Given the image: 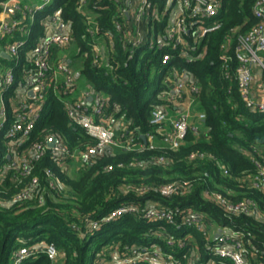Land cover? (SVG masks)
Segmentation results:
<instances>
[{
    "label": "trees",
    "instance_id": "16d2710c",
    "mask_svg": "<svg viewBox=\"0 0 264 264\" xmlns=\"http://www.w3.org/2000/svg\"><path fill=\"white\" fill-rule=\"evenodd\" d=\"M79 1H54L57 14L71 29L72 42L67 52L54 48L52 56L55 60L67 54L69 64L73 68L76 64L75 89L85 79L93 96L103 93V117L115 127L119 145L84 160L74 175L66 168L70 158L55 157L51 148L33 160L28 173L13 165V139L7 132L20 101L27 97L21 93L33 83L34 66L26 50L46 34L47 24L40 22L45 14L39 15L26 37L29 44L18 57H4L0 50V65L14 63L16 78L3 93L7 120L0 127V264H13L14 252L23 246L48 244L57 248L55 259L40 251L24 264H99L113 255L118 264H126L120 261L133 249L150 251L153 247L175 255L181 264H207L220 241L215 234L206 235L187 224L190 214L200 216L213 229L227 226L243 231L246 264H264V218L259 216L264 213V189L251 184L258 170L254 159L264 163V114L241 94L236 56L240 37L257 23L256 0H223L218 16L204 22L216 20L221 26L200 40L194 38L198 23L188 11L190 31L185 34V45L176 48L164 44L174 4L169 0H152L156 16L130 24L128 15H119L121 9H130L128 0H89L86 11L95 16L93 25L98 26L93 35ZM117 17L123 22L121 31L115 26ZM22 37L6 35L0 47ZM97 45L102 54L96 51ZM167 53L170 60L163 64ZM183 79L199 89L192 96L205 113L204 132L190 131L179 147L171 148L162 142L163 133L150 117L155 108L173 107L172 86ZM152 86L155 91L150 95ZM73 96L49 88L35 128L19 144V152L26 150L27 155L32 142H45L50 136L78 152L96 143L67 115L65 100ZM150 132L156 135L153 148L143 137ZM193 152L200 155L191 158ZM36 176L39 181L30 195L16 199ZM173 181H180L182 188L171 196L163 195L160 187ZM206 190L231 201L252 199L256 211L230 213ZM152 205L171 210L174 220L147 218L145 212ZM121 206L137 211L106 221ZM94 222L98 228H93ZM129 264L149 263L145 259Z\"/></svg>",
    "mask_w": 264,
    "mask_h": 264
},
{
    "label": "built area",
    "instance_id": "2783aa9c",
    "mask_svg": "<svg viewBox=\"0 0 264 264\" xmlns=\"http://www.w3.org/2000/svg\"><path fill=\"white\" fill-rule=\"evenodd\" d=\"M55 0H2L0 5V40L6 35L14 36L19 33L22 38L14 41H8L1 51H5L11 56L18 57L21 49L28 46V39L32 25L39 19V15L45 14L44 18H40V22L47 24L46 34L32 47L26 50L34 68L32 69V85L25 88L24 94L27 96L28 90L35 86H39L36 97L29 101V97L22 98L20 105L16 110V119L8 127L7 135L13 140L10 144L14 151L15 159L13 165L21 166L23 173L31 170V163L34 159L40 157L47 148H51L55 157L62 159L69 157L70 160L81 157L84 160H91L97 153L103 151L111 145H119L116 137V129L110 125L109 121L103 117V106L105 104V96L103 93L94 96L95 103H91L90 97L93 96L92 91L84 90L65 100V110L68 117L73 123L82 126L88 134L96 139V143L87 146L84 150L78 152L71 149L66 143L59 138L54 147H49L47 141H34L28 148L29 157L20 158L18 150L19 144L31 135L35 128L37 118L43 108L47 92L50 87H54L56 91L70 94L75 91L76 71L67 61V54L53 58L54 48L67 51L72 42V32L70 27L64 24L61 17L57 14L54 5ZM130 9H121L119 15H128L129 24L138 23L141 20H149L150 17L156 16V10L152 0H128ZM89 0H80L79 9L83 11L88 22L89 32L93 35L98 31L95 22V16L86 11ZM173 2L171 18L167 27L166 45H172L174 48L185 45V34L190 31L189 25L186 23V13L189 11L192 17L198 23V28L194 32V38L200 40L207 32L218 29L220 21H213L205 25L206 19H214L218 16L223 0H169ZM13 9L14 12L8 10ZM55 12V14H51ZM253 14L257 18V23L239 39L237 46V59L239 62L237 68V78L243 98L253 104L257 110L264 114V94L261 97L254 95L253 84L255 80V70L259 69L264 73V0H256L253 6ZM51 19V20H50ZM50 20V21H48ZM116 28L121 31L123 22L117 17L114 18ZM63 27L60 28V24ZM140 36L141 32L138 31ZM96 51L102 54L101 47L97 45ZM170 60V54H165L162 63L167 64ZM0 65V72H1ZM185 75L188 76L186 73ZM15 73L9 68L0 76V84L3 89L11 87L15 82ZM264 89V84L259 83ZM199 89L196 85H188L186 80H179L172 86V97L169 99L173 103V107L155 108L152 110L150 122L157 125L162 131V141L171 148L179 147L188 132L192 131L196 134L204 132L202 121L205 113L199 109L196 114L191 113V107L195 104L192 96L193 92ZM174 110V111H173ZM172 112H175L172 114ZM194 118L191 120V118ZM7 120V112L5 107L0 110V127L5 125ZM167 123H170L167 125ZM150 142L149 147L155 146L156 135L150 132L145 135ZM51 137V136H50ZM49 137V138H50ZM132 141L131 136H127ZM26 151V150H25ZM27 153V152H26ZM200 155L193 152L191 158ZM257 165V172L252 177V186L264 189V163L254 159ZM38 177H34L27 187L23 188L16 194V199H23L30 195L31 190L38 184ZM182 188L180 181L165 183L160 187V192L165 196H171ZM208 197L218 201L230 213H255V201L252 199H243L241 201H231L218 192H204ZM137 209L133 206H121L112 210L106 221H110L127 213H135ZM145 216L152 220L173 221L174 216L171 210L161 206H149L145 212ZM264 218V213L259 215ZM186 223L195 225L206 235L215 234V239H219L220 244L213 248V257L207 264H246V253L244 251V235L240 230H233L231 227H221L222 232L216 238L218 229L208 227L202 218L196 214H190L186 218ZM99 223L94 222L93 228H98ZM169 243L174 244L172 240ZM184 242L180 243L183 246ZM45 252L51 259H55L58 255L57 248L53 244L45 246H23L17 249L13 255V264H24L25 260L38 252ZM147 260L149 264H181L175 255L163 252L159 247H153L150 251L133 249V253L121 259L122 263H138ZM189 264H194L190 262Z\"/></svg>",
    "mask_w": 264,
    "mask_h": 264
},
{
    "label": "crops",
    "instance_id": "0c3cea01",
    "mask_svg": "<svg viewBox=\"0 0 264 264\" xmlns=\"http://www.w3.org/2000/svg\"><path fill=\"white\" fill-rule=\"evenodd\" d=\"M64 52H67V51H64ZM255 74H256V76H255V80H254V83L257 81V80H259L260 81V76L263 74L264 75V73L262 72V71H260L259 69H257V70H255ZM77 75H79L78 73L76 74V76ZM81 81H86L85 79L84 80H81ZM261 82V81H260ZM259 82V83H260ZM1 83V82H0ZM83 83V82H82ZM259 83H258V85L255 87V84H253V90H254V95L256 96V97H261L263 94H264V89L263 88H261L260 86H259ZM1 85V84H0ZM79 85V84H78ZM89 86H86V87H84V88H82V89H75V91H74V96L75 95H78V94H80L81 92H83L84 90H88V91H92V89L89 87ZM1 89H2V95H3V93H4V89H3V87H1ZM76 92V93H75ZM78 93V94H77ZM93 98L92 99H90V101H91V103H92V101L94 100V96H92ZM4 107V102L2 101V104L0 105V110L2 109ZM193 107V108H192ZM191 107V113H194V114H196V110H198L199 108H198V106L197 105H193ZM198 108V109H197ZM194 118V116L191 118V120ZM168 124H170V123H167V125ZM169 126V125H168ZM163 142V141H162ZM20 153H21V155L22 156H20V158H24V157H26L27 155H26V151H20ZM77 160V162H79L80 161V163H79V167H77V169H76V171L80 168V166H81V163L84 161V159H82L81 157H77L76 159H74V160H71L70 162H68V163H66L67 165H70V164H73V163H75V161ZM67 165H66V168H67ZM101 261H102V263L103 264H118L119 263V260H118V258H117V256L116 255H113L111 258H103V259H101Z\"/></svg>",
    "mask_w": 264,
    "mask_h": 264
},
{
    "label": "rangeland",
    "instance_id": "374dc122",
    "mask_svg": "<svg viewBox=\"0 0 264 264\" xmlns=\"http://www.w3.org/2000/svg\"><path fill=\"white\" fill-rule=\"evenodd\" d=\"M102 49V48H101ZM103 50V49H102ZM104 53H105V49H104ZM14 66H15V64L14 63H11V64H8V65H6V66H1V72H0V76H2L4 73H5V71L8 69V68H14ZM74 66V68H77V66H76V64H74L73 65ZM260 81L264 84V75L262 74L261 76H260ZM259 80H257L254 84H255V87L258 85V83L260 82ZM83 83H80V85H79V89H82V88H84V87H86V86H89L88 85V81H82ZM79 84V83H78ZM1 87H2V85H0V105L2 104V101H3V95H2V89H1ZM154 91H155V87L154 86H152L150 89H149V94L150 95H152L153 93H154ZM195 106V105H194ZM193 108V107H192ZM198 109V108H197ZM196 111H199V109L198 110H196ZM175 112H172V114H174ZM74 160V159H73ZM79 163H80V161L79 162H77V160L75 161V163H73V164H70V165H67V170H68V172L71 174V175H74L75 173H76V169H77V167H79ZM99 264H103L102 263V261L100 260V262H99Z\"/></svg>",
    "mask_w": 264,
    "mask_h": 264
},
{
    "label": "water",
    "instance_id": "95a60500",
    "mask_svg": "<svg viewBox=\"0 0 264 264\" xmlns=\"http://www.w3.org/2000/svg\"><path fill=\"white\" fill-rule=\"evenodd\" d=\"M8 10L14 12L13 9H11V8H8ZM63 25H64V24L61 23V24H60V28H62ZM1 55H3L4 57H7V58H11V55L8 54V53H6L5 51H3V52L1 53ZM38 89H39V86H35V87H33L32 89L28 90V92H27V96H28L29 98H31V99H34V98L36 97V93H37V90H38ZM92 98H93V97H90V99H92ZM143 137H144L145 140H146V136L144 135ZM58 141H59V138H58L57 136H51L50 138H48L47 143H48L49 147H54L55 144H56ZM9 156H10V155H9ZM221 232H222V228L220 227V228L218 229L217 233H216V238L219 237V235L221 234Z\"/></svg>",
    "mask_w": 264,
    "mask_h": 264
}]
</instances>
